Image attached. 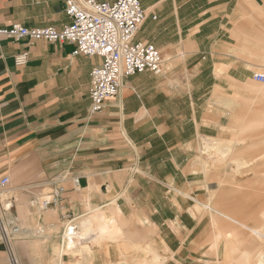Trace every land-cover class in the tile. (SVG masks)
I'll list each match as a JSON object with an SVG mask.
<instances>
[{
  "label": "crops",
  "instance_id": "0c3cea01",
  "mask_svg": "<svg viewBox=\"0 0 264 264\" xmlns=\"http://www.w3.org/2000/svg\"><path fill=\"white\" fill-rule=\"evenodd\" d=\"M66 3L0 0V29H62L72 22ZM143 7L138 39L160 50L163 74L125 79L98 114L90 91L102 58L75 56L68 42L0 36V180L10 178V212L26 230L14 243L19 264L204 262L205 234L190 241L182 191L200 139L220 133L216 93L264 69V0H143ZM22 53L29 62L17 67ZM57 177L65 178L61 206L32 208ZM59 246L69 253L55 263ZM0 264H9L1 239Z\"/></svg>",
  "mask_w": 264,
  "mask_h": 264
},
{
  "label": "rangeland",
  "instance_id": "374dc122",
  "mask_svg": "<svg viewBox=\"0 0 264 264\" xmlns=\"http://www.w3.org/2000/svg\"><path fill=\"white\" fill-rule=\"evenodd\" d=\"M258 72L264 73V69ZM205 80L209 82L206 77ZM212 96L213 93L206 94L208 98ZM216 97V109L222 117L220 133L200 139L195 168L189 171V189L182 191L190 211L187 225L190 241H197L204 232V264H264V232L258 238L239 223L264 228V181L257 179L264 171V166H258L259 154L264 149V83L252 78L232 90L217 92ZM235 102L237 105L233 107ZM207 108L213 109V105ZM256 135L263 136L257 139ZM207 138L232 143V153L225 158L228 160L222 161V156L212 148V140ZM238 154L255 162L238 169L233 163ZM21 203H17L19 211ZM198 219L202 221L199 229L194 227ZM59 239L61 244L65 242L64 233ZM61 249L59 246L55 250V263L61 253H69ZM196 258L190 264L202 263Z\"/></svg>",
  "mask_w": 264,
  "mask_h": 264
},
{
  "label": "built area",
  "instance_id": "2783aa9c",
  "mask_svg": "<svg viewBox=\"0 0 264 264\" xmlns=\"http://www.w3.org/2000/svg\"><path fill=\"white\" fill-rule=\"evenodd\" d=\"M66 14L72 22L62 29H31L14 25L9 29H0V36L16 41L68 42L76 46L75 56L102 58V65L92 72L90 99L93 114L101 113L108 100L120 95L125 79L143 73L163 74L164 58L159 49L138 39V33L147 20L143 0H67ZM29 58V53L19 54L15 57V65L24 67ZM254 80L264 83V73L254 74ZM64 180L60 177L52 180L48 184L51 192L33 198L31 207L42 212L58 209L65 194ZM9 185V177L0 180V239L7 248L9 264H19L14 243L26 230L10 212L14 199L8 196Z\"/></svg>",
  "mask_w": 264,
  "mask_h": 264
},
{
  "label": "bare ground",
  "instance_id": "6f19581e",
  "mask_svg": "<svg viewBox=\"0 0 264 264\" xmlns=\"http://www.w3.org/2000/svg\"><path fill=\"white\" fill-rule=\"evenodd\" d=\"M231 105V104H230ZM237 105V102H235V103H232V106L234 107V106H236ZM263 134H264V132H263ZM263 135H256L255 137L257 138V137H262ZM258 139V138H257ZM212 140V143H213V146H212V148H214L215 150V153H219L221 156H222V161H226V160H228V159H225V158H228L229 157V155L232 153L231 151H232V143L230 142V143H227V142H223V141H221V140H216V139H211ZM260 161H258V166H260L261 168H262V166H264V149H263V152H260ZM255 162V159L253 160V159H251V158H245V157H243V155L242 154H238V155H236L235 157H234V159H233V163L237 166V168L239 169V168H241V167H245V166H248V165H250V164H253ZM255 171H256V169H255ZM263 173H264V171H263ZM263 173H262V175H259V176H257V179H260V180H263L264 181V175H263ZM254 174V173H253ZM260 174V173H259ZM258 175V174H257ZM224 216H228V215H224ZM228 218H230L229 216H228ZM230 219H232V218H230ZM232 220H234L235 221V223L236 222H239L238 220H236V219H232ZM240 223V225L242 226V227H244L245 229H247V230H250L255 236H257L258 238H262V236H263V232H264V228L263 227H261V226H259V227H257V226H255L256 228H252V227H249L248 225H246V224H243V223H241V222H239ZM246 231V230H245ZM70 236H68L67 237V239L69 238Z\"/></svg>",
  "mask_w": 264,
  "mask_h": 264
}]
</instances>
